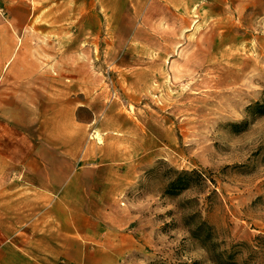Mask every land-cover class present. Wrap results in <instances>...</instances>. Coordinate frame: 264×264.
<instances>
[{"label": "rangeland", "instance_id": "1", "mask_svg": "<svg viewBox=\"0 0 264 264\" xmlns=\"http://www.w3.org/2000/svg\"><path fill=\"white\" fill-rule=\"evenodd\" d=\"M263 94L264 0H0L5 175L25 184L26 141L62 127L160 221L156 262L264 264Z\"/></svg>", "mask_w": 264, "mask_h": 264}, {"label": "crops", "instance_id": "2", "mask_svg": "<svg viewBox=\"0 0 264 264\" xmlns=\"http://www.w3.org/2000/svg\"><path fill=\"white\" fill-rule=\"evenodd\" d=\"M61 129L51 128L49 143L26 141L25 184L5 175L20 166L18 149L0 145V264H151L161 259L157 255L167 241L160 221L147 206L121 201L122 172L89 163L81 151L84 141L66 143ZM0 137H5L1 131Z\"/></svg>", "mask_w": 264, "mask_h": 264}, {"label": "trees", "instance_id": "3", "mask_svg": "<svg viewBox=\"0 0 264 264\" xmlns=\"http://www.w3.org/2000/svg\"><path fill=\"white\" fill-rule=\"evenodd\" d=\"M247 112L250 113L251 115H254V116L264 115V94L260 100L254 102L252 104H249V107L247 108ZM234 125H236V127L239 126V124H234ZM199 175L200 174L195 169H193L191 171H184V172L179 173V175L176 178H174L173 180H171L170 183L168 184V187L166 189L167 194L168 193L169 194H176L182 190H185V188H188L192 184L198 183ZM194 176H197V177H195V179H194L193 178ZM217 261H218V264H223L221 261L220 262H219V260H217ZM151 264H162V263L154 261V263H151Z\"/></svg>", "mask_w": 264, "mask_h": 264}, {"label": "bare ground", "instance_id": "4", "mask_svg": "<svg viewBox=\"0 0 264 264\" xmlns=\"http://www.w3.org/2000/svg\"><path fill=\"white\" fill-rule=\"evenodd\" d=\"M179 109V111H182L183 109H189L190 107H188V106H184V105H182V106H180V107H178ZM97 137L100 139V136L99 135H97Z\"/></svg>", "mask_w": 264, "mask_h": 264}]
</instances>
